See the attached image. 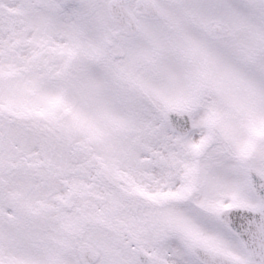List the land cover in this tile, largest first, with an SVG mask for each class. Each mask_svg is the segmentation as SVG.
I'll return each instance as SVG.
<instances>
[{"label":"snow or ice","instance_id":"1","mask_svg":"<svg viewBox=\"0 0 264 264\" xmlns=\"http://www.w3.org/2000/svg\"><path fill=\"white\" fill-rule=\"evenodd\" d=\"M0 264H264V0H0Z\"/></svg>","mask_w":264,"mask_h":264}]
</instances>
